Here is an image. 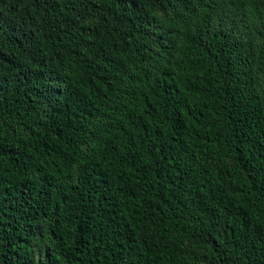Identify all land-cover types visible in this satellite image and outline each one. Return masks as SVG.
I'll return each mask as SVG.
<instances>
[{
	"label": "trees",
	"instance_id": "trees-1",
	"mask_svg": "<svg viewBox=\"0 0 264 264\" xmlns=\"http://www.w3.org/2000/svg\"><path fill=\"white\" fill-rule=\"evenodd\" d=\"M0 264H264V0H0Z\"/></svg>",
	"mask_w": 264,
	"mask_h": 264
}]
</instances>
